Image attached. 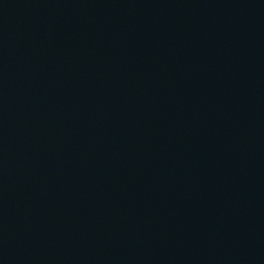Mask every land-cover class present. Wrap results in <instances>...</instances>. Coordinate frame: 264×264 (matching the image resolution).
Wrapping results in <instances>:
<instances>
[{
  "label": "water",
  "instance_id": "obj_1",
  "mask_svg": "<svg viewBox=\"0 0 264 264\" xmlns=\"http://www.w3.org/2000/svg\"><path fill=\"white\" fill-rule=\"evenodd\" d=\"M0 264H264V0H0Z\"/></svg>",
  "mask_w": 264,
  "mask_h": 264
}]
</instances>
